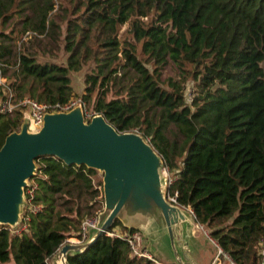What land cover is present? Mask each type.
<instances>
[{"label":"trees","instance_id":"obj_1","mask_svg":"<svg viewBox=\"0 0 264 264\" xmlns=\"http://www.w3.org/2000/svg\"><path fill=\"white\" fill-rule=\"evenodd\" d=\"M123 26L130 39L120 40ZM83 68L77 94L69 74ZM7 70L13 81L0 85V99L25 98L15 83L27 80L28 98L79 97L118 133L139 134L163 162L167 197L219 257L259 264L264 0H0V76ZM23 119L18 107L0 113V149ZM96 176L53 157L36 161L20 224L0 226V263L49 264L67 240H80L83 221L103 210ZM134 232L116 220L67 264H155L133 255Z\"/></svg>","mask_w":264,"mask_h":264},{"label":"water","instance_id":"obj_2","mask_svg":"<svg viewBox=\"0 0 264 264\" xmlns=\"http://www.w3.org/2000/svg\"><path fill=\"white\" fill-rule=\"evenodd\" d=\"M47 157L95 170L102 175L103 193L96 227L82 243H65L52 264H67L68 255L86 250L116 220L129 232L141 234L142 248L151 256L148 243L157 250L166 242L169 264H193L187 254L184 262L181 253L190 249L193 217L167 197L161 158L139 134L118 133L100 115L86 120L80 105L67 113L45 114L38 131H29L28 121L23 120L19 132L6 137L0 149V226L15 229L20 224L36 161Z\"/></svg>","mask_w":264,"mask_h":264},{"label":"built area","instance_id":"obj_3","mask_svg":"<svg viewBox=\"0 0 264 264\" xmlns=\"http://www.w3.org/2000/svg\"><path fill=\"white\" fill-rule=\"evenodd\" d=\"M3 83L4 82L0 79V85ZM79 105L83 108L85 119L89 120L93 115L84 109V104L79 97L72 98L65 103H46L38 102L28 97L15 99L12 94H4V97L0 99V113L10 115L17 107L21 108L23 112V120L28 121V130L34 132L41 128L45 114L54 111L58 113H67ZM170 200L175 202L174 198H170ZM97 219L98 217H95L94 219H86L83 221L80 229L81 238L76 241L77 243H82L86 240L89 230L96 227ZM108 235L112 236L113 234L108 233ZM126 241L133 255L139 258L149 259L155 264H159L158 261H156L145 249L142 248L141 234L139 232L136 231L131 234L129 233ZM220 253L221 252L218 250L217 257H219ZM259 256V264H264V236L261 238L259 243Z\"/></svg>","mask_w":264,"mask_h":264},{"label":"crops","instance_id":"obj_4","mask_svg":"<svg viewBox=\"0 0 264 264\" xmlns=\"http://www.w3.org/2000/svg\"><path fill=\"white\" fill-rule=\"evenodd\" d=\"M189 212V211H187ZM201 232V237H198L196 233V229ZM190 238V249L187 251L182 250V256L184 257V262H187L186 254L190 257L193 264H218L217 260H215V257L217 255L216 248L213 246V243L207 239V236L205 233H203L202 230H200L199 227H197L194 223V220L192 219V227L190 229V233L188 234ZM66 243H74L73 239L67 240ZM149 244V243H148ZM146 245V249L150 252L152 256L158 261L159 264H169V261H171V256H169V245L164 242L160 244L159 249H155L154 246ZM150 246V247H149ZM221 259V258H220ZM222 262L220 264H231L230 261H228L226 258L221 259ZM191 263V262H190Z\"/></svg>","mask_w":264,"mask_h":264},{"label":"rangeland","instance_id":"obj_5","mask_svg":"<svg viewBox=\"0 0 264 264\" xmlns=\"http://www.w3.org/2000/svg\"><path fill=\"white\" fill-rule=\"evenodd\" d=\"M12 24H10L9 26H7L6 29H4L5 32H8L10 29H11V26ZM127 26H123L120 30V33H119V38L120 40H124V39H130L129 35L127 34ZM12 51L14 50V48L11 49ZM59 57H58V60L57 63H62V59L61 58V55L62 53H58ZM89 71V68H83L81 70H76V71H71L69 76H70V79H71V85H72V88L74 90L75 93L79 94L81 92V90L83 89V77H84V74L86 72ZM11 76V71L7 70L6 73L3 74V76H0V79L4 82V83H7V81H13V79L10 77ZM120 76V74L117 76V78ZM16 85V88L19 89L18 87H21L20 89V92H19V95L23 96V97H31L29 96V94L26 93V90H25V87L24 86H27L29 85L27 80H21V79H17V82L15 83ZM22 87H23V90H22ZM190 84L187 85V94H186V97H188V90L190 89ZM73 98H77V97H73ZM161 174V180H162V183L166 184V181H167V184H168V174L167 172L165 171V169L163 168L160 172ZM95 181H101L102 182V175H99L97 173V176L95 177ZM102 188V187H101ZM103 211V210H102ZM201 230V229H200ZM119 233V232H118ZM196 233H199L197 234L198 237H201L200 235V231L198 230V228L196 229ZM204 233V232H203ZM74 242L77 241V239H73ZM215 260H217V263L220 264V262H222V260L220 259V257H215ZM1 264V263H0ZM3 264H15L14 261H13V258L12 256H10V260L7 262V263H3ZM49 264H52V261H50Z\"/></svg>","mask_w":264,"mask_h":264}]
</instances>
